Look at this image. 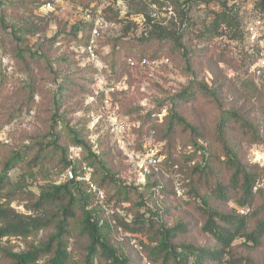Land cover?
Wrapping results in <instances>:
<instances>
[{
    "label": "rangeland",
    "instance_id": "374dc122",
    "mask_svg": "<svg viewBox=\"0 0 264 264\" xmlns=\"http://www.w3.org/2000/svg\"><path fill=\"white\" fill-rule=\"evenodd\" d=\"M223 11L238 16L234 22L240 25L214 31ZM255 14L264 16L262 0H0V174L16 153L23 156L0 191V227L19 225L0 236V264H12V253L44 246L54 229L23 228L51 218L58 207L37 208L34 202L42 191L72 181L94 196L88 208L109 221L112 242L129 264L149 258V236L123 225L142 214L168 227L184 225L176 245L214 248L215 239L202 231L203 202L195 196L213 192L207 175L199 182L195 169L211 165L212 181L225 176L221 135L259 177L251 205L242 207L231 197L212 204L223 213L248 215L251 230L264 220V70L258 74L256 66L264 40L245 32ZM97 23L101 71L86 51ZM159 27L169 36L149 40ZM162 57L171 66L147 86L127 62ZM98 74L117 86L112 109L104 104L107 88ZM148 108L164 109L166 120H152ZM173 114L196 132L176 120L168 133ZM115 116L128 123L126 147L113 131ZM75 136L85 148L73 144ZM149 136L158 150L152 162L144 148ZM57 144L68 150L67 160ZM93 154L119 189L132 191L130 201L99 185ZM36 155L37 165L29 167ZM69 235L67 264H83L88 238L76 230ZM234 248L244 264H264V235L258 245L239 238Z\"/></svg>",
    "mask_w": 264,
    "mask_h": 264
},
{
    "label": "trees",
    "instance_id": "16d2710c",
    "mask_svg": "<svg viewBox=\"0 0 264 264\" xmlns=\"http://www.w3.org/2000/svg\"><path fill=\"white\" fill-rule=\"evenodd\" d=\"M92 1L88 0V2ZM262 3L264 5V0H262ZM234 19H238V16L233 18L226 11L218 13L213 21V30L218 31L222 25L225 27L240 25V22H234ZM149 34V40L163 39L167 35L169 36V33H166L160 27L158 30H152ZM82 37L83 35L80 39ZM176 120L186 124L187 127H191L183 118L173 114L167 126L168 133H171L174 129ZM191 128L192 132L195 133L196 130L193 127ZM72 142L84 148L87 145L85 141H81L77 136L72 139ZM228 142V139H224L222 135L220 136V143L225 156L223 163L226 170L225 176H220L212 181V178H209V176L213 177L214 175L211 165L206 164L200 170L199 168L195 169V173L199 172V182L202 180L203 175L204 177L207 175L205 177L207 184L210 185L209 189L213 192L212 197H202L199 193H196L195 196L203 202L205 222L202 231L215 239L216 246L214 248L196 247L191 244H174V239L183 230L184 225L168 227L163 221L154 219V215L147 217L146 214H142L136 217L131 224H123L130 232L149 236L150 244L145 245V247L149 256L147 260L152 264H190L191 262L193 264H221L224 261L227 264H244L242 258L237 257L236 252H234V242L239 238H245L247 241H252L258 245L261 241L264 235V220L260 221L251 230L248 215L236 212L223 213L212 204L211 200H227L231 197L237 200L240 206L245 207L251 205L256 197L255 188H257L259 171L255 166L243 163ZM55 148L60 150L63 159H68L66 148L58 144ZM38 157L39 155H36L35 160L32 159L28 166L35 167L38 163ZM22 161L23 156L21 157L20 153H16L15 156L5 162L3 171L0 174V191L7 184L9 172ZM94 162L98 164L97 166L93 165L100 175L96 180L99 185L114 188V197L117 200L130 201L132 191L124 188V190L119 189L111 170L106 168L105 164L98 162L97 156L93 154ZM69 165L66 161V166ZM73 172L76 173V169ZM212 186L214 187L211 188ZM83 190L82 183L72 181L63 186H53L41 192L34 205L41 208L53 204L58 207V213L53 214L49 219L37 220L38 222L34 223V226H25L23 229L29 231L31 228L38 226L45 229H54L55 233L49 237L41 248H32L22 253H12L10 255L12 264H67L70 258L67 237L74 230L87 237L89 241L83 264H129L128 258L119 254L112 242L111 228L113 227L109 221H102L94 214L93 209L88 208L93 204L94 196L92 197L91 194H87ZM1 219L3 220V218H0V221ZM17 228H19L18 224L0 227V236L14 233ZM191 259L193 261H190Z\"/></svg>",
    "mask_w": 264,
    "mask_h": 264
},
{
    "label": "built area",
    "instance_id": "2783aa9c",
    "mask_svg": "<svg viewBox=\"0 0 264 264\" xmlns=\"http://www.w3.org/2000/svg\"><path fill=\"white\" fill-rule=\"evenodd\" d=\"M253 7V6H252ZM101 27L97 24L93 26V32L91 36V40L89 42V45L87 46V53L89 55V58L93 61V64L97 69L100 71L104 68V64L100 61V57L98 56L97 49V40L98 37L101 35ZM245 32L248 36H250L252 39H262L264 40V16L255 14L252 15V17L245 22ZM128 66L134 70L136 69L138 71V78L141 80L140 82L144 84L145 86L150 85V82H154L157 76L162 73V68L164 66H171V61L169 58H153V59H146L143 58L141 60H136L134 58H128L127 59ZM257 73L261 74L264 70V49L261 50L258 53V60H257ZM98 83L103 84L106 86L105 96H104V104L108 109H112V98L111 95L116 92L117 86L113 82H109V80H106L101 74L97 75ZM99 92L96 91L95 95H98ZM147 113L150 114V118L157 122H163L166 117V111L163 110H156L154 108H148ZM114 123L112 127L114 128L115 134L119 137L120 143L123 145V147H126V142L130 144V141L127 137V131H128V123L127 121L123 119H118L116 116L114 117ZM144 148L146 150V153L148 154V160L152 162V158L156 156L158 153L157 147L155 146V140L154 136H149L144 139ZM86 170V167H84ZM68 176L70 178H73V172L69 170L67 172ZM93 190L99 195H102V193L97 190V188L92 185ZM144 264H152L147 259H145Z\"/></svg>",
    "mask_w": 264,
    "mask_h": 264
}]
</instances>
